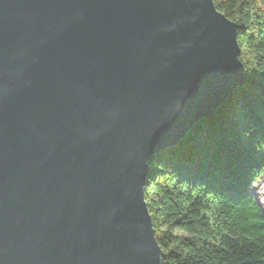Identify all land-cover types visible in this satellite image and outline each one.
Segmentation results:
<instances>
[{"label": "water", "instance_id": "95a60500", "mask_svg": "<svg viewBox=\"0 0 264 264\" xmlns=\"http://www.w3.org/2000/svg\"><path fill=\"white\" fill-rule=\"evenodd\" d=\"M240 53L214 0H0V264H163L149 161L232 98Z\"/></svg>", "mask_w": 264, "mask_h": 264}, {"label": "trees", "instance_id": "16d2710c", "mask_svg": "<svg viewBox=\"0 0 264 264\" xmlns=\"http://www.w3.org/2000/svg\"><path fill=\"white\" fill-rule=\"evenodd\" d=\"M214 1L239 26L247 79L149 161L146 201L163 264H264V210L251 187L264 175V0Z\"/></svg>", "mask_w": 264, "mask_h": 264}, {"label": "rangeland", "instance_id": "374dc122", "mask_svg": "<svg viewBox=\"0 0 264 264\" xmlns=\"http://www.w3.org/2000/svg\"><path fill=\"white\" fill-rule=\"evenodd\" d=\"M252 192L254 193L256 199L259 201V203L262 206V209L264 210V175L255 183L251 185ZM175 234H185L182 230L176 228L174 230Z\"/></svg>", "mask_w": 264, "mask_h": 264}]
</instances>
